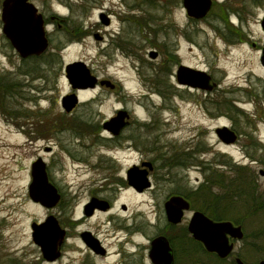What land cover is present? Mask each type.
<instances>
[{
  "label": "rangeland",
  "instance_id": "1",
  "mask_svg": "<svg viewBox=\"0 0 264 264\" xmlns=\"http://www.w3.org/2000/svg\"><path fill=\"white\" fill-rule=\"evenodd\" d=\"M29 1L43 17L45 54L21 59L0 28V264H46L30 238L31 224L42 223L48 214L28 197L30 166L37 158L48 164L53 183L69 193L78 192L79 183L87 184L91 177L117 179L143 158L153 166L159 197L200 181L203 172H211V191L218 195L222 162L244 164L237 171L244 211L227 218L243 226L245 240L233 246L234 255L242 264L264 260V176L258 172L264 171V151H231L215 143L213 130L236 119L238 128L248 132L243 117L254 111L255 104L242 91L229 92L232 85L243 84L246 71L260 75L257 55L244 43L226 52L217 33L234 30L242 37L247 33L250 41L260 43L254 20L239 27L233 17L223 28L221 10L214 7L206 19L189 21L177 0ZM229 1L236 11L240 1ZM258 14H264L263 6ZM101 15L109 20L107 25L99 21ZM75 62L84 63L91 76L107 84L71 90L64 68ZM181 66L211 68L213 80L227 96L213 95L209 102L207 96L178 88L175 71ZM71 94L79 104L73 116L60 117L64 113L60 100ZM233 100L243 103L232 106ZM118 110L130 116L131 124L120 136L103 140L109 135L102 124L115 118ZM55 122L62 125L53 128ZM44 147L52 151L43 152ZM179 161L183 167L176 166ZM120 191L115 194V210L124 204L133 215H142L135 220L146 226L148 196ZM78 195L75 214L87 199L82 192ZM99 221L102 217L85 221L77 230L94 229ZM71 242L76 244L75 239ZM113 259L95 258L94 264H110ZM187 263L211 264L202 254ZM52 264L78 262L70 253Z\"/></svg>",
  "mask_w": 264,
  "mask_h": 264
},
{
  "label": "flooded vegetation",
  "instance_id": "2",
  "mask_svg": "<svg viewBox=\"0 0 264 264\" xmlns=\"http://www.w3.org/2000/svg\"><path fill=\"white\" fill-rule=\"evenodd\" d=\"M177 1L181 4V9H183L184 15L189 21H198L199 18L195 19L187 16L182 0ZM239 1V7L234 11L229 6V0H224L223 3L211 0L210 10H208V13L205 17H202V19H206L207 16L214 11V7H217L222 13L221 16L218 17L225 25L223 28L227 26V23L233 19V17L236 18L239 27L243 22L254 20V23H256L255 26L262 36L260 43H254L249 40L247 33H245V37H242L243 34L238 33L236 35L234 30L231 32L228 30L230 35H233L231 41L227 38V30H224L227 33H222L221 31L217 33L223 41L226 52L229 47L242 45L244 43L251 48L253 47L255 49V55H257L255 57L260 75L255 74L253 71H246L241 77L243 84L232 85L231 91L229 92L230 94H234V92L242 91L249 100L252 101L251 103L255 104L254 111L251 114H247L246 118L243 117L246 124L244 127L248 129V132H242L240 128H238L236 119L229 120L227 124L213 129L217 141L215 142L216 144L231 149V151L246 153L251 150L264 151V14H262L261 17L258 16L259 8L261 6L264 7V0ZM233 29L238 30L236 25H234ZM94 38L98 41L101 40L97 35H94ZM201 70L209 77L208 83L202 91L201 89L191 86H180L177 78H175L177 87L185 88L190 93L194 92L202 96H207L209 98L206 101L209 102H212L210 98L213 95L216 96L217 94H221L220 96H227L225 92H221L219 84L213 80L211 68L206 67ZM230 102L232 106L243 103L241 101L235 102L234 100ZM63 116H73V112L60 115V117ZM236 116H239V114H236ZM112 118L113 117L108 118V120L104 121L102 124V131L109 135L103 138V140H111L114 137L120 136L131 124L130 116H128L125 119V128L117 135H113L109 132ZM208 118L212 120V118ZM52 125L53 128H57L62 124H57V122H55L54 124L52 123ZM260 125L262 126L261 128ZM219 128H224L226 130L225 132L216 133V130ZM188 149H190V147ZM50 150L51 148L49 147L43 148V152H49ZM156 158L154 157L152 159L153 163ZM182 162L179 161L176 163L177 165H175L183 167L182 165H184V162ZM248 162L251 164L254 161L250 160ZM147 163L149 165H147ZM203 163L205 162L203 161ZM138 164L139 165L134 164L128 167L124 175L117 179L104 176L99 179L101 181H97L96 177H91L87 184L80 182L78 192L86 194L87 199L80 206L77 214H75V203L73 202H75L76 198L79 196L78 192L71 191V193H69L70 191H68V188L67 190L58 188L55 183H53L51 174L48 172V164L45 162L47 179L58 193V201L55 205L45 207L48 212L45 220L53 218L57 222L62 236L60 244L54 253L56 258L52 260L44 258L39 248L33 245L39 251V257L42 263L52 264L70 253H75L78 264H94L95 258H105L106 260V258L110 256L114 257L113 262L110 264H185V262L193 256H196V254H202L206 258H215L223 262V264H239L237 261L238 256L236 254L234 255L233 251L225 259H219L215 253L208 252L201 242L193 238L188 227L190 221L199 214L213 223H229L231 224L230 226L244 233L242 229L243 226H241L242 224L235 220L227 219L229 215H240L244 211L242 205L244 201L240 195L243 188L238 184L239 176L237 173V171L240 172L242 170L244 164L239 162L236 163L235 161H230V163L222 162L223 165L221 168L219 167L221 178L217 187L218 195L212 194L211 191V185L213 183L210 182L212 178L210 175L211 172H208L209 175L203 172L200 181L195 179V182H193L191 186L184 187L182 191L176 192L174 195L171 194L170 196L166 195L164 197L157 196L160 188L158 186L159 182L152 175V164L143 158ZM134 166L139 171H145L147 175L145 177L146 183L144 187L136 188L132 185V180L128 172L129 169ZM258 172L259 175L264 176V171ZM103 181L107 183L102 184ZM108 182L110 184H108ZM125 189L133 192L135 195L148 196L147 205L149 207L148 211L150 218L146 220L145 217H142L147 221L146 226L138 224L135 220L137 216L142 215H133L124 204H120L118 209L115 210V194ZM108 193H110V197ZM171 198L178 199L177 205L175 206V215L176 217L179 216L178 218L180 219L177 222L167 219L168 215L165 207L166 203L168 204ZM97 217H102V221H99V224H97L94 229L86 228L79 231L77 230L78 226L84 224L83 222L92 221ZM224 237H226L227 242L230 243L232 247L241 242V240L238 241L236 238L231 237L230 234H225ZM72 239L76 240V244L70 243ZM71 248L72 250H70Z\"/></svg>",
  "mask_w": 264,
  "mask_h": 264
},
{
  "label": "water",
  "instance_id": "3",
  "mask_svg": "<svg viewBox=\"0 0 264 264\" xmlns=\"http://www.w3.org/2000/svg\"><path fill=\"white\" fill-rule=\"evenodd\" d=\"M183 6L189 16L196 19L203 17L209 9L210 0H183ZM1 8L2 32L9 41L13 49L21 58L28 56H38L46 50L47 39L43 29V20L37 14L36 9L27 3V0H4ZM101 18V17H100ZM102 22L107 25V21L101 18ZM151 53V58L155 57ZM264 55V50H263ZM264 57V56H263ZM177 80L179 84L204 89L207 84V77L204 73L193 71L187 67L178 68ZM65 78L73 90L93 88L96 79L90 76L89 70L82 62H75L65 66ZM107 84L106 82H101ZM77 104V98L74 94L62 98L61 105L65 112H70ZM126 113L118 112L117 116L110 122L109 130L117 135L125 126L123 123ZM224 130V129H223ZM44 165L41 161L32 164V183L28 187L29 198L33 202H38L44 207L54 206L58 200L55 190L48 184L45 176ZM133 185L137 188L144 187L145 173L133 172ZM177 198L172 199L167 205V215L170 221H179V216L175 215V206ZM201 219V220H198ZM193 238L201 242L208 252H215L219 258L226 257L232 250L227 243L225 234L231 237L241 239L239 229L232 228L229 223L213 224L203 217L194 218L188 227ZM33 230V241L39 246L42 256L46 259H55V251L61 241V232L53 218H48L41 225H31ZM259 264H264V260Z\"/></svg>",
  "mask_w": 264,
  "mask_h": 264
},
{
  "label": "trees",
  "instance_id": "4",
  "mask_svg": "<svg viewBox=\"0 0 264 264\" xmlns=\"http://www.w3.org/2000/svg\"><path fill=\"white\" fill-rule=\"evenodd\" d=\"M210 263H211V264H223V262L218 261V260H216L215 258H213V259L210 258Z\"/></svg>",
  "mask_w": 264,
  "mask_h": 264
}]
</instances>
